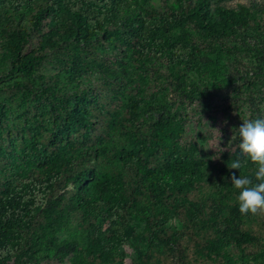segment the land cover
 Listing matches in <instances>:
<instances>
[{
  "label": "trees",
  "instance_id": "obj_1",
  "mask_svg": "<svg viewBox=\"0 0 264 264\" xmlns=\"http://www.w3.org/2000/svg\"><path fill=\"white\" fill-rule=\"evenodd\" d=\"M7 1L3 0V9H23V19L39 5L31 30L38 34L42 49L49 45L46 39L58 34L66 22L71 30L65 40L76 56L75 69L84 59L81 50L114 33L110 45L121 44L126 54L140 60L139 65L151 61V53L164 58L163 82L174 76L177 83L174 102L183 105L196 96L201 102L210 100L215 90L224 89L239 98L230 104H238L243 120L264 117V1L234 12L235 22L230 25L224 24L230 11L219 6L213 14L218 20H210L207 28L200 25L202 18H208L201 10L205 3L201 9H191L189 0L170 2L167 12L150 9L147 20L129 0H12L6 5ZM149 28L151 37H147ZM155 32L162 34L154 37ZM223 34H232L233 44L222 42ZM25 42V34H21L12 49L10 71L35 79L46 53L22 55ZM186 72L189 74L184 76ZM17 84L31 90L28 83ZM43 90H47L45 84L31 91L37 95ZM82 94L75 93L71 100L58 96L64 114L56 111L55 116H67ZM168 94L161 92V98L155 100L160 112L144 132L131 133L127 143L115 151L117 165L111 168L81 160L75 140L59 133L64 120H51L48 142L33 134L23 138L18 151L5 149L7 136L3 134L15 124L0 120V264L52 260L112 264L116 246L127 240L130 214L138 208L144 211L146 247L135 249V264H189L183 257V241L207 230L213 232L205 242L207 252L215 257L225 253L228 261L244 259L243 247L248 240L253 244L254 236L238 231L237 221H251L255 216L239 212V190L231 177L233 173L237 178L248 176L255 183L256 166L240 153V141L219 148L214 160L202 156L184 138L189 113L182 108L168 110ZM149 99L145 97V101ZM26 125L24 133L31 129ZM238 158L241 169H230L228 165ZM72 216L84 236L82 244L53 233L56 223ZM174 218L181 228L171 225ZM244 228L249 230V226ZM42 242L46 247L38 250ZM259 245L264 251V234L259 236ZM227 246L231 247L228 251ZM47 248L53 249L52 254ZM173 249L175 260L166 261L164 254Z\"/></svg>",
  "mask_w": 264,
  "mask_h": 264
},
{
  "label": "rangeland",
  "instance_id": "obj_2",
  "mask_svg": "<svg viewBox=\"0 0 264 264\" xmlns=\"http://www.w3.org/2000/svg\"><path fill=\"white\" fill-rule=\"evenodd\" d=\"M9 1L12 0H8L6 5ZM129 1L133 8L140 10L143 20H147L150 17L148 13L150 9L167 12L170 2L176 0ZM263 1L189 0V6L191 9L198 10L201 9V4L205 3V7L201 10L208 18H202L200 25L207 28L210 20L217 19L213 14L219 6L230 11L228 21L224 23L230 25L235 22L234 12L242 8H251L253 3ZM3 7L4 2L0 0V120H8L9 124H15L3 132L7 136L6 150L18 151L23 138L33 134L38 140L48 142L52 137L50 128L53 122L51 120H64L59 133L69 140H75L76 150L81 152V160L104 168L114 167L117 165L114 153L127 143L128 136L131 133L144 132L149 121L157 118L160 111L155 100L161 98L159 95L161 92L169 93L168 110L182 108L189 113L184 138L187 143H194L202 156L214 160L219 155V148L230 147L240 141L237 128L243 123L245 116L239 114L238 104L236 106L230 104L231 101L239 100L234 98L231 91L215 90L212 99H205L202 102L198 96L194 101L184 102L183 105L179 100L174 102V98L177 97V83L174 76L169 78V82H163L161 73L166 70L164 58L151 53L153 56L151 61L139 65L140 60H137L134 54H126L127 51L123 50L124 47L121 44L117 47L110 45L109 40L115 37L114 33L102 37L100 43L81 50V56L84 59L75 69L73 63L76 56L73 54L69 41L65 40L71 30L66 22L62 23L63 28L58 34L46 39L49 45L42 49L38 34L31 30L39 5H34L27 11L24 19L20 15L23 9L20 12H14L6 11ZM151 29H148L147 37L152 36ZM46 30L43 28V31ZM21 34H25L26 38L21 49L22 55L31 57L46 53V58L36 71L35 79H27L25 75L10 71L13 59L12 49ZM161 34L162 32H155L154 37ZM223 35L222 42L233 44L235 39H232V34ZM181 72H184V69H181ZM188 74L186 72L184 76ZM20 82L28 83L31 90L40 84H45L47 90L36 95L21 84H17ZM83 89L86 91L82 94ZM75 93L82 95L75 100L76 103L71 106L69 114L64 117L55 116L56 111H60L57 103L58 96L71 100L75 99ZM148 96L151 99L145 101V97ZM63 114L60 111V115L63 116ZM31 120L37 121L31 124ZM26 123L31 125V129H27L24 133L22 129L24 126L27 127ZM48 149L51 152L52 147ZM60 160L59 158L55 162ZM237 223L240 228L238 231L243 235L250 233L249 237L254 236L253 244L251 240H248L243 247V252L246 253L243 260L239 258L228 261L225 253L215 257L213 253L207 252L205 242L213 235L212 230L191 235L183 241L185 260H188L189 264H217V260H220V264H264V251L259 245V236L264 234L262 215H256L251 221L241 218ZM144 225V211L140 208L133 210L129 218L127 240L116 246L112 264H135L137 256L135 249L138 246L143 249L146 247ZM171 225L181 228L176 218L171 221ZM247 226L249 230L244 228ZM53 233L61 238L75 240L79 244H82L84 240L75 216L56 223ZM44 247L46 246L42 242L38 250ZM230 249L229 246L225 247L226 251ZM47 250L49 254H52V248ZM164 256L166 261H174V249L167 251ZM45 264L64 263L52 260Z\"/></svg>",
  "mask_w": 264,
  "mask_h": 264
},
{
  "label": "clouds",
  "instance_id": "obj_3",
  "mask_svg": "<svg viewBox=\"0 0 264 264\" xmlns=\"http://www.w3.org/2000/svg\"><path fill=\"white\" fill-rule=\"evenodd\" d=\"M237 128L240 153L256 166L253 179L248 176L239 178L232 174V184L239 190L237 201L239 212L243 216L264 214V117L242 120ZM232 138V137H231ZM241 159H235L228 167L240 170ZM7 254V253H5Z\"/></svg>",
  "mask_w": 264,
  "mask_h": 264
}]
</instances>
